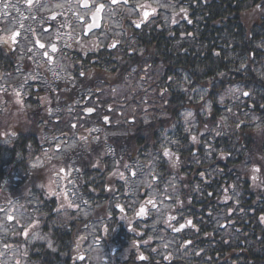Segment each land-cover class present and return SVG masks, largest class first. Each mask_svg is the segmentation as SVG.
Here are the masks:
<instances>
[{"label":"trees","instance_id":"trees-1","mask_svg":"<svg viewBox=\"0 0 264 264\" xmlns=\"http://www.w3.org/2000/svg\"><path fill=\"white\" fill-rule=\"evenodd\" d=\"M174 1L185 12L162 31L149 29L141 38L142 55L128 61L119 73L116 67L111 73L96 68L95 76L82 79L83 89L101 78L111 86L123 85L124 72L136 82L146 79V71L158 75L160 81L152 83L156 91L150 98L153 104L146 122L139 121L133 131L128 129L122 135L133 138V154L140 149L133 135L145 136L149 151L157 153L159 160V139L169 131L183 138L179 129L182 114L187 109L194 112L196 127L191 131L195 135L193 132L184 140L188 146L184 156L195 159L185 178L182 200L193 221L187 231L191 244L170 264H264V130L253 131L249 121L241 119L228 124L223 116L227 106L221 100L228 89L245 87L249 91L244 97L245 109L264 120V0ZM151 87L138 95L150 96ZM69 100L68 96L63 103ZM207 103L210 111L203 108ZM39 104L42 102L36 98L33 105ZM18 111L4 109L3 117L0 112V212L23 201L27 193L30 199L36 192L47 206L35 223L43 225L45 221L57 246H32L30 261L78 264L73 254L66 252L67 247H75L76 235L68 240L63 233L73 230L74 224L54 222L62 203L57 199L54 204L52 196L60 190H50V175L32 170L29 164L31 156L40 155L41 140L49 129L48 107ZM231 115L236 117L234 112ZM117 135H109L113 146ZM105 148L106 143H92L87 157H99ZM59 169L54 174L61 175ZM30 228L20 237L25 239Z\"/></svg>","mask_w":264,"mask_h":264},{"label":"flooded vegetation","instance_id":"flooded-vegetation-1","mask_svg":"<svg viewBox=\"0 0 264 264\" xmlns=\"http://www.w3.org/2000/svg\"><path fill=\"white\" fill-rule=\"evenodd\" d=\"M4 1L0 0V5L8 7ZM8 1L12 6L14 5L13 0ZM158 1L162 2L161 0H115V2L113 0H16L18 8L15 11L17 15H24L27 32L24 34L20 29H16L18 36L14 44L8 43L9 37L7 42H1L2 45L6 44L9 47L6 51L10 54L6 58L1 52L2 68L5 60L19 65L14 75L17 78L21 77L12 84V92L7 90L5 96L3 90L6 86L1 87V114L4 109L13 108L16 111L20 107V80L26 78L28 80L26 86L29 87L30 78L35 73L36 62L44 63L45 68L40 66L37 70L41 76L50 80V84H52L51 78H63V73L55 76L50 70L56 64L64 62L72 65L74 71L67 79L70 82L69 104L59 103L54 106V111L57 112L54 120L60 118L65 121L63 132L56 135L61 138L63 147L56 146L55 149H60L62 152L73 140L77 141V146L106 143L105 151L100 153L101 156L92 154L93 159L87 158L88 154L78 148L57 157L52 153V145L46 147L49 154L44 160L43 171L50 175L47 181L50 190L55 187L63 195L68 193L70 206L65 205L66 208L91 209L92 215L67 233L68 240L72 235L81 237L76 243L73 255L78 264H93L91 262L94 258L90 259L91 251L85 250L88 243L86 241L89 239L83 232L91 224L97 226L99 220L102 221L100 232L108 245L113 244L112 240L127 242L129 245L128 248L119 245L118 249L116 246L107 249L109 257L103 258V264H131L134 258L142 264H168L173 260V254L153 249L150 243L142 246L145 252L141 249L147 238L157 240L152 232L169 236L165 232L164 223L167 216H170L167 214L165 218L155 223L153 213L160 210L163 202L150 196L151 190L148 189L147 184L149 177L155 182H162L163 177L147 174L146 153L142 151V145L141 152L133 154L130 151L128 138L113 137L116 141L115 146L110 141L112 140L109 136L110 132L117 134V129L125 123L122 118L133 107L116 102L114 94L112 97L106 96L102 88L108 84L104 78H101L100 82L95 80L93 86L86 90L81 88L82 82L79 84V79L86 76L83 72L85 65H97L90 67L92 72L96 67L106 73H111L114 67L119 70L125 69L134 54V45L141 46V37L151 26L158 27L164 23L161 19L163 9L160 8ZM100 5L104 7L97 14ZM146 11L149 15L145 18ZM78 70L82 71L79 72V77H75L73 74ZM1 74L3 75L4 71ZM93 74L89 75L93 76ZM61 86L57 84L58 88ZM64 91L65 89H56L59 95ZM49 124L51 122H48L47 126ZM138 157L140 161H137ZM60 165L61 169H59ZM137 165L140 167L139 170H131ZM58 169L61 170V175L54 174ZM161 188H164L163 184ZM72 197H75V200H72ZM167 200L171 201V198L167 197ZM173 203L176 204L175 201ZM141 209L145 215L144 219L139 215ZM176 215L171 217L175 218ZM170 227L174 229L172 224H169ZM132 235L134 241L130 240ZM178 239L173 237L171 249L178 248ZM121 250L125 253L122 254ZM165 255L169 258L164 259ZM112 258L119 260L114 261Z\"/></svg>","mask_w":264,"mask_h":264},{"label":"rangeland","instance_id":"rangeland-1","mask_svg":"<svg viewBox=\"0 0 264 264\" xmlns=\"http://www.w3.org/2000/svg\"><path fill=\"white\" fill-rule=\"evenodd\" d=\"M161 1L162 2L158 1V4L159 6L163 8V10H165L163 12L164 20H166V23H169L170 13L179 11L180 8L178 7L176 8L173 3L167 2V0H161ZM13 4L14 5L12 6V8H10L8 11L0 8V37L4 36L7 33L9 34L15 28H21L24 34L27 32V29H26L27 22L24 23L22 26L20 25V23L23 20V17H22L23 15L17 16L16 13H14V10L18 8V6L16 5V0H13ZM26 47L28 48L27 45ZM133 49L137 50V52H140L139 50L142 49V46L138 47L134 45ZM72 67L73 66L70 64L61 62L59 64H56L55 67L51 69L50 71L55 76L63 72H66L67 75H70V70L72 69ZM35 69H36V66H35ZM146 72H147L145 74L146 79L144 81L139 80L138 82H136L133 75L131 76V78H128L126 82L123 84L125 93H122L123 92L122 90H120L119 92L120 85H115V86L110 85V86H105L102 88L104 89V94L106 96H110L114 94L113 97L116 101L125 100L126 103H129L132 105L139 104V102H141L140 105L144 104V106L148 109L153 104L150 98L155 94V91H156V89L153 88L152 83L154 81L158 82L160 80H158L159 79L158 75H152L150 72L148 71ZM16 79H17L16 77H10L6 75L4 77L5 86H10ZM33 79L35 80V77ZM1 84L3 83L0 82V85ZM35 85H37L38 87L42 89L43 87L44 89H49L51 87L50 82H48V84L45 86V83H41L38 80H35ZM149 86L150 87L152 86L151 87L152 89L150 90L152 91L151 92L152 94L150 96H147L144 98L138 95L142 89L149 87ZM182 89L185 90V88H182ZM243 91L244 90L240 87H233V88L228 89L222 95L221 100L222 102H224L223 104L227 106V108L223 109L224 119L227 121L228 124L235 125L241 119V120L249 121L251 124H253V127L256 129L260 127L261 128L264 127L263 125L264 121L261 117H259L256 114H252L245 109L246 108V104H244L245 100L244 101L242 100L243 98L242 95L244 94ZM50 94L52 95V97L48 99V102L51 104L53 98L55 97H53V94H54L53 92H50ZM136 98H140V100L137 101L135 100ZM210 107L211 106L208 103L203 105L204 110H207V111H210L211 109ZM236 108H238V111L236 110ZM30 110L32 109H29V111ZM137 112L138 113H130L128 118L132 116H136L139 119H140V116L144 117V113H141L139 108L137 109ZM189 112L192 114L191 116L187 115V113ZM233 112L236 113V117L231 115L233 114ZM25 115H28V113ZM148 115L150 114H147V116ZM182 115L183 116H182V120L180 124L182 129L190 131L191 128L196 127L194 112L191 109L185 110ZM116 121H118V119H116ZM167 136H168V138L166 139L167 142L164 144L165 147L177 144V141L175 139H172V136H173L172 133L170 132L167 133ZM59 144L61 145V143ZM77 145H78L77 141L73 140L68 145H66L63 152L54 153V150L52 149V153H54L53 154L54 156L60 157L64 153L69 152V150H73L77 148ZM209 147L210 146H208V148ZM156 149L160 150L161 147H157ZM30 158H33V157H30ZM40 162L41 161H38L36 164H39ZM132 169L133 170L135 169V171H137L140 169V167L137 165L136 167L135 166L132 167L131 170ZM148 181L149 182H147V184H148V188L150 189L152 186V183L154 182L150 178L148 179ZM171 182H173V184L174 183L176 184L175 180ZM161 189L162 188L158 185V183H156L155 185L152 186V192L150 195L152 197L162 200L163 202V205L160 208V210L156 212L157 218L155 219V223H158L160 219L163 217V215L172 209L173 203L167 202L166 197H170L172 199L180 195V192L179 190H177V188H174L167 192L164 191L163 194H160ZM27 195L28 193L24 197L23 201L13 202L10 207L8 206L6 209L0 212V264H33L30 261L31 260L30 254L32 251V246L37 245V244H42L43 246L48 247L53 244L52 239L48 236V234H46L43 231H36L35 233L30 232L29 234L27 233V235L25 236V239L20 237V234L23 232V230H25L26 227H28V225L32 221V217H34V215L37 212V208L35 206L34 200L37 201L38 199L39 201V198L37 197L36 192L33 193L34 198L28 199ZM72 198H73L72 200H75V197H72ZM236 199L238 200V198ZM69 211L70 212L66 211V212H63L57 215L56 221L59 223H63V222L67 223L73 218L77 219L78 217H80L81 213H84L83 216H86V217L91 214V209L88 210L86 208H83L80 210V209L72 207ZM146 226L148 227V225ZM101 227H102L101 223H98L97 226L95 224H91V226L85 230V236L89 239V241H86V243L87 242L88 243L85 246L86 247L85 250L91 251L90 259L93 257L94 261L92 260V262L91 261L90 262L93 264H101L104 257H109V251L106 248L108 244L105 243V241L102 239L103 235L100 232ZM152 233L156 235L155 238L157 239V241H153L152 239V242H155V244L156 242H158V244L162 247H167L171 245V241H170L171 238L169 236L157 235L156 232H152ZM97 237H99V239H97ZM100 245H103V246H100ZM178 246L180 249L183 245L178 244ZM155 248L157 247L155 246ZM174 253H176V251ZM113 260L116 261V259H113Z\"/></svg>","mask_w":264,"mask_h":264},{"label":"snow or ice","instance_id":"snow-or-ice-1","mask_svg":"<svg viewBox=\"0 0 264 264\" xmlns=\"http://www.w3.org/2000/svg\"><path fill=\"white\" fill-rule=\"evenodd\" d=\"M113 2H115V0H113ZM104 7V5H100L99 8H97V14L100 12V10ZM143 7V6H141ZM152 11H155V9H152ZM181 11H184V9H181ZM149 15V13L146 11L144 12V17L146 18ZM14 39V36L12 37ZM43 47V45H41ZM81 75H83V73H81ZM89 111H92L91 109H89ZM188 116H191L192 114L189 112L187 113ZM195 139V138H194ZM165 155H170V153L166 150ZM141 214H143V209H141ZM190 223V222H189Z\"/></svg>","mask_w":264,"mask_h":264}]
</instances>
